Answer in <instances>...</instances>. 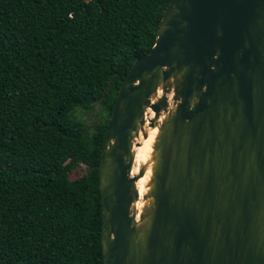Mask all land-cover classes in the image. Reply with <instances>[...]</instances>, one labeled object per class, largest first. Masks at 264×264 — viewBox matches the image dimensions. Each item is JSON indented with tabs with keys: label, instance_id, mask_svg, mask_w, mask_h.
Segmentation results:
<instances>
[{
	"label": "water",
	"instance_id": "95a60500",
	"mask_svg": "<svg viewBox=\"0 0 264 264\" xmlns=\"http://www.w3.org/2000/svg\"><path fill=\"white\" fill-rule=\"evenodd\" d=\"M157 126L139 213L135 147ZM99 185L104 264H264V0L169 1L119 88Z\"/></svg>",
	"mask_w": 264,
	"mask_h": 264
},
{
	"label": "trees",
	"instance_id": "16d2710c",
	"mask_svg": "<svg viewBox=\"0 0 264 264\" xmlns=\"http://www.w3.org/2000/svg\"><path fill=\"white\" fill-rule=\"evenodd\" d=\"M169 1L0 0V264H104L103 137Z\"/></svg>",
	"mask_w": 264,
	"mask_h": 264
},
{
	"label": "bare ground",
	"instance_id": "6f19581e",
	"mask_svg": "<svg viewBox=\"0 0 264 264\" xmlns=\"http://www.w3.org/2000/svg\"><path fill=\"white\" fill-rule=\"evenodd\" d=\"M154 112L150 109L147 114L148 123L149 119L153 118ZM163 116L161 117V119ZM148 126V125H147ZM146 132L148 133L147 137H144L141 134L140 138L137 140L138 146L135 147L136 151V159L134 166V174H136L143 164L148 166L146 174L138 180V188L140 190V198L136 203V207L138 212L140 213L143 207L146 204V200L144 199V195L149 190V180L152 174V154H153V145L155 142L156 135L158 133V126L155 128L146 127Z\"/></svg>",
	"mask_w": 264,
	"mask_h": 264
},
{
	"label": "rangeland",
	"instance_id": "374dc122",
	"mask_svg": "<svg viewBox=\"0 0 264 264\" xmlns=\"http://www.w3.org/2000/svg\"><path fill=\"white\" fill-rule=\"evenodd\" d=\"M103 106L100 103H96L90 111L78 110L76 115L83 118L88 125H93L97 120L103 118ZM88 171V167L85 164L80 163L76 169L70 172V178L76 179L82 176Z\"/></svg>",
	"mask_w": 264,
	"mask_h": 264
}]
</instances>
